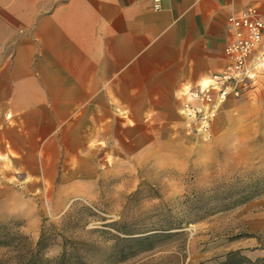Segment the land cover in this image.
<instances>
[{
    "label": "crops",
    "instance_id": "obj_1",
    "mask_svg": "<svg viewBox=\"0 0 264 264\" xmlns=\"http://www.w3.org/2000/svg\"><path fill=\"white\" fill-rule=\"evenodd\" d=\"M249 7L264 15V0H0V205L56 186L62 161L94 164L58 184L72 197L97 192L109 152L179 142L182 91L225 68L228 17Z\"/></svg>",
    "mask_w": 264,
    "mask_h": 264
},
{
    "label": "rangeland",
    "instance_id": "obj_2",
    "mask_svg": "<svg viewBox=\"0 0 264 264\" xmlns=\"http://www.w3.org/2000/svg\"><path fill=\"white\" fill-rule=\"evenodd\" d=\"M181 119L183 128L176 131L182 139L176 144L141 145L138 157L132 153L123 160H115L109 152L102 162L100 170L107 172L100 177L97 192L83 189L72 197L57 193L58 184L82 179L95 170L89 162L65 160L56 186L48 184L46 193L20 194L26 203L18 207L9 206L15 197L0 205V234L6 227L10 234L29 238L26 244L0 246V264H20L23 252L36 247L42 229L49 240L45 255L50 259L61 256L65 239L94 244L107 252L112 244L108 233H114L107 224L157 229L165 224L153 212L162 204L174 222L193 224L186 225L184 235H164L155 240L152 252L120 264H198V255L218 252L202 257L199 264H207L219 252H264V88L250 98L229 99L199 136L188 133L187 121ZM15 184L12 179L11 185ZM26 184L30 187L31 181ZM255 184L260 185L255 199L199 221V214H205L199 213V193ZM60 195L69 203L65 209L59 205Z\"/></svg>",
    "mask_w": 264,
    "mask_h": 264
},
{
    "label": "trees",
    "instance_id": "obj_3",
    "mask_svg": "<svg viewBox=\"0 0 264 264\" xmlns=\"http://www.w3.org/2000/svg\"><path fill=\"white\" fill-rule=\"evenodd\" d=\"M259 184L245 186L238 190L228 192H201L199 193V221L206 215L218 211L228 210L232 207L241 206L255 199L260 192ZM167 205L162 204L157 207L153 216L161 219L165 224L157 229H149L138 226L137 224L114 222L107 224L114 233H108L112 244L107 252H101L100 247L82 241H72L65 239L64 249L61 256L57 259H50L45 255L48 237L46 231L42 229L40 238L33 250L23 252L20 257V264H120L155 249V240L165 238L164 235H184L186 225L189 222H179L172 220L169 215ZM3 231L0 234V246L12 247L20 243L26 244L29 238L22 234H10ZM1 231V230H0ZM177 231V232H172ZM224 264H242L246 259L240 255L241 251H232ZM24 255V256H23Z\"/></svg>",
    "mask_w": 264,
    "mask_h": 264
},
{
    "label": "built area",
    "instance_id": "obj_4",
    "mask_svg": "<svg viewBox=\"0 0 264 264\" xmlns=\"http://www.w3.org/2000/svg\"><path fill=\"white\" fill-rule=\"evenodd\" d=\"M228 25L225 68L181 96L180 114L192 135L205 133L229 99L250 98L264 88V15L249 7L231 14Z\"/></svg>",
    "mask_w": 264,
    "mask_h": 264
}]
</instances>
